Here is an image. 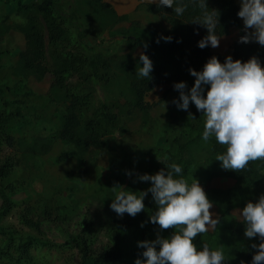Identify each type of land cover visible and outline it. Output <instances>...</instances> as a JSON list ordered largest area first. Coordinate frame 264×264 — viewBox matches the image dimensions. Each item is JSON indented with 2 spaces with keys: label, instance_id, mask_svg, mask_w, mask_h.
Segmentation results:
<instances>
[{
  "label": "trees",
  "instance_id": "1",
  "mask_svg": "<svg viewBox=\"0 0 264 264\" xmlns=\"http://www.w3.org/2000/svg\"><path fill=\"white\" fill-rule=\"evenodd\" d=\"M178 3L186 7L182 16H177L172 8L161 9L155 3L145 5L148 14L161 18L169 27L165 36L153 28H145L130 15H119L105 0H81L79 6L60 0L29 3L15 0V12L24 19V24L11 25L9 16L0 19V73L9 64L11 76L20 84L18 88L0 86V153L5 148L13 152L12 157L0 163V264H46L40 255L43 250L61 256L70 254L69 260L76 253L81 264H134L137 258H143L144 249L138 247V242L155 240L158 234L167 238L178 230L160 231L149 221L156 209L150 193L143 201L145 209L135 217L126 215L100 224L85 217L75 233L61 244L39 237L43 235L45 223L64 225L66 218L53 206L40 209L23 203L28 206L23 209L20 221L30 233L20 234L4 226L6 218L19 207L13 200L14 188L8 183L17 167H38L52 154L58 141L74 145L81 161L93 162L99 156L114 154L119 131L124 132L129 123L136 121L143 127H153V111L174 91L173 85L183 81L190 88L194 84L190 68L202 70L212 56L224 62L227 56L213 53L210 46L204 49L197 46L207 30L192 23L201 15L195 0H178ZM207 3L210 9L220 13L217 33L221 38L229 36L233 29L243 30L242 20L237 16L240 9L237 0H207ZM81 18L90 19L103 32L129 24L125 39L127 51L105 55L89 46ZM12 31L25 39V49L17 55L1 49ZM169 36L171 42L160 39L156 43L158 38ZM238 41L233 44V60L246 62L255 56L264 66V47L256 42ZM144 45L148 46L146 51ZM139 49L153 62L150 80L136 75L143 66L134 56ZM11 58L15 61L10 64ZM48 76L51 83L45 96L29 88V81L40 83ZM160 86L168 87L167 91L162 100L150 104L147 97ZM99 88L108 94L109 102L96 106ZM34 102L40 104L42 111L52 109L46 119L37 116L36 125L47 121L52 127L29 133V110L32 112ZM204 123L205 118L195 105L171 115L163 130L166 146L144 149L150 163L145 173L155 174L164 168L159 159L166 156L167 163L182 166L183 177L189 183L192 178L207 184L216 180L234 182L227 189L208 187L205 190L212 208L217 209L220 224L213 232L198 235L193 243L198 250L204 245L211 250L222 248L227 258L224 264H250L256 251L251 244L260 241L245 237V225L234 212L248 202H257L263 194L264 160L250 161L246 169L238 172L222 169L215 156L223 153L226 146L216 143L215 138L202 139ZM15 127L20 133L13 132ZM70 158V154H62L58 163ZM150 186L151 182L139 181L137 195ZM103 236L105 241L101 240Z\"/></svg>",
  "mask_w": 264,
  "mask_h": 264
},
{
  "label": "clouds",
  "instance_id": "2",
  "mask_svg": "<svg viewBox=\"0 0 264 264\" xmlns=\"http://www.w3.org/2000/svg\"><path fill=\"white\" fill-rule=\"evenodd\" d=\"M201 9V15L192 21L207 30V35L198 41V47L217 48L221 37L217 33L220 13L208 7L207 0H195ZM158 8H172L177 16H182L186 7L178 0H151ZM237 16L242 19L244 35L239 43L256 42L264 47V0H239ZM198 34V33H197ZM171 42L172 37H160ZM147 45H144L145 51ZM142 63L136 75L150 80L154 65L144 52L139 55L138 64ZM195 78L188 88L186 82L173 85L179 92L174 100L178 110L187 111L190 103L205 118L202 139L215 138L216 143L226 146L223 153L215 160L221 162L224 170L241 171L250 161L264 160V66L253 56L246 62L233 60L227 56L223 63L212 56L202 70L189 69ZM165 156L159 161L164 168L155 174H140L138 180L151 182L146 191L139 195L125 191L121 186L114 192V199L109 205L117 216L125 214L135 217L145 209L144 199L151 194L156 205L149 221L157 225L160 231L173 228L165 238L157 235L152 241H140L138 247L144 249L143 258H137L134 264H224L227 260L222 248L211 250L204 245L201 250L193 243L194 239L220 224V218L209 210L213 207L199 181L192 178L189 183L183 177V168L177 163H167ZM130 178L132 172H126ZM179 177V178H177ZM135 182V181H134ZM215 217V218H214ZM238 218L245 225L244 235L248 239L258 238L259 244L252 243L256 250L250 264H264V194L258 201L248 202L239 210ZM143 226V225H141Z\"/></svg>",
  "mask_w": 264,
  "mask_h": 264
},
{
  "label": "rangeland",
  "instance_id": "3",
  "mask_svg": "<svg viewBox=\"0 0 264 264\" xmlns=\"http://www.w3.org/2000/svg\"><path fill=\"white\" fill-rule=\"evenodd\" d=\"M15 0H1L0 1V19L6 16L10 17V24L13 26L24 24V19L15 12ZM18 1V0H17ZM23 3L40 0H21ZM74 6H79L81 0H60ZM106 2L108 0H105ZM126 5V12L133 14L132 19L139 20L145 28H155L158 32L161 31L163 23L161 18L156 17L158 20L154 21L153 16L145 11V5L150 0H122ZM108 3V2H107ZM237 3L240 7L239 0ZM110 4V3H109ZM115 9V8H114ZM139 9V10H138ZM116 10V9H115ZM242 20V19H241ZM80 23L84 27L87 35L86 43L92 48H96L99 52L105 55H113L115 53H125V39L126 31L129 26L123 23L115 28L113 31L103 32L87 18H81ZM243 27V22H242ZM243 30L233 29L232 35L225 37L221 41L223 52L232 55L233 44L240 37ZM237 39L234 41V37ZM225 45V46H224ZM3 51L10 52L17 55L25 49V39L23 35L16 31H12L6 38L4 44L1 46ZM141 49L135 52V58L139 60ZM8 60H5L7 62ZM15 61V58L10 59V64ZM10 74L9 64L5 66L0 73V86L9 88H18L20 84ZM51 77L48 76L43 82H36L35 80L29 81V88L37 95L45 96L49 90ZM168 87L160 86L154 92L149 94L147 101L150 104H156L162 100L164 93ZM179 98V92L174 90L164 102L156 107L153 111L154 126L151 128L143 127L140 122L136 121L129 123L124 132L119 131L116 135L117 149L112 155H102L97 157L96 160L81 161L79 154L74 145L70 143L58 141L52 154L42 160L38 167H17L13 173L9 184L14 188L15 194L13 200L19 204V207L6 218L4 226L18 231V233H30L26 227L21 224L20 218L23 214V209L29 205L39 207L42 209L46 205L56 208V212L61 214L62 218H66L64 225L52 223L47 225L45 223L43 235L39 236L43 241L61 244L66 242L68 235L75 233L79 227V223L85 217L95 220L96 223H106L114 219H123L117 216L112 211L109 205L114 199V192L120 189H112L114 186H121L125 191H132L137 194V185L139 183L138 175L144 174L150 167V163L145 157L144 149L146 147H165L166 142L163 134L164 127L173 114L183 113L184 110H178L173 103L174 100ZM15 99V98H13ZM100 102H109L108 94L98 89L96 106ZM35 103V102H34ZM121 104L124 101H120ZM35 107L30 114V125L27 126L29 133H36L45 128H51L52 125L44 121L36 125L35 118L43 116L46 119L48 114H51L52 109L42 111L40 104L35 103ZM194 104L190 103V106ZM18 132L17 127L13 132ZM62 154H70L71 158L63 163H58V158ZM13 152L5 148L0 153V163H3L7 158L12 157ZM126 172H132L130 178ZM135 181V182H134ZM204 191L208 187L227 189L234 185V182L228 180H216L211 184L199 181ZM28 202L27 204H23ZM2 207V200L0 197V208ZM219 217L217 209L211 208L209 210ZM239 210L234 212L238 218ZM55 218V217H54ZM215 218V217H214ZM213 232L214 229H210ZM102 241H105L103 236ZM1 241V238H0ZM46 264H81L77 254L74 258L70 259V254L61 256L56 252H48L43 250L40 253Z\"/></svg>",
  "mask_w": 264,
  "mask_h": 264
},
{
  "label": "crops",
  "instance_id": "4",
  "mask_svg": "<svg viewBox=\"0 0 264 264\" xmlns=\"http://www.w3.org/2000/svg\"><path fill=\"white\" fill-rule=\"evenodd\" d=\"M107 2L110 3V4L116 9V11L118 12L119 15H130V14H128V12H126V5L123 4L122 0H108ZM149 3H151V0H150V2H148V4H149ZM130 16L132 17L133 14H131ZM151 16H153V15H151ZM156 17H157V16H153V20H154V21L158 20ZM158 21H159V20H158ZM163 24H164V25H162L161 31H165L164 34L158 32V31L153 27V29L156 31V33H158L160 36H165V35L167 34V32H168V29H169V27L167 26L166 23H163ZM232 31H233V30H232ZM232 31H231V33H232ZM231 35H232V34H230L229 36H231ZM229 36H227V37H229ZM233 37H234V41H235V40L237 39V36H233ZM224 38H225V37H224ZM224 38H221V39H220L219 47H217V48H212V47H211V50H212V52L215 53V54H220V55H223V56H232V55H229L227 52H223V50H225V49H223V47H221V45H222V44H226V43L223 42V41H221V40L224 39ZM226 45H227V44H226ZM224 46H225V45H224Z\"/></svg>",
  "mask_w": 264,
  "mask_h": 264
},
{
  "label": "built area",
  "instance_id": "5",
  "mask_svg": "<svg viewBox=\"0 0 264 264\" xmlns=\"http://www.w3.org/2000/svg\"><path fill=\"white\" fill-rule=\"evenodd\" d=\"M262 186H263V194H264V182H263V185Z\"/></svg>",
  "mask_w": 264,
  "mask_h": 264
}]
</instances>
